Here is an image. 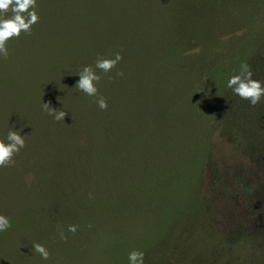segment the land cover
<instances>
[{
    "label": "trees",
    "instance_id": "obj_1",
    "mask_svg": "<svg viewBox=\"0 0 264 264\" xmlns=\"http://www.w3.org/2000/svg\"><path fill=\"white\" fill-rule=\"evenodd\" d=\"M35 12L0 55V140L24 139L0 165V264H129L132 250L210 264L202 186L221 142L251 138L264 113V96L227 87L241 63L260 80L264 0H35ZM85 65L96 96L74 86Z\"/></svg>",
    "mask_w": 264,
    "mask_h": 264
},
{
    "label": "rangeland",
    "instance_id": "obj_2",
    "mask_svg": "<svg viewBox=\"0 0 264 264\" xmlns=\"http://www.w3.org/2000/svg\"><path fill=\"white\" fill-rule=\"evenodd\" d=\"M259 58L261 63L264 53ZM259 114L251 138L244 133L239 141H222L205 174L203 210L214 227L205 249L210 264H264V113Z\"/></svg>",
    "mask_w": 264,
    "mask_h": 264
},
{
    "label": "clouds",
    "instance_id": "obj_3",
    "mask_svg": "<svg viewBox=\"0 0 264 264\" xmlns=\"http://www.w3.org/2000/svg\"><path fill=\"white\" fill-rule=\"evenodd\" d=\"M11 7L12 15L3 16V13ZM35 12V0H0V55H7L5 42L12 36L20 34L21 30L27 32L30 25L37 21ZM121 59L117 52L112 58H98L95 61V67L108 72ZM79 79L75 87L89 96L97 95V87L94 82L100 79L99 75L93 69L85 65L76 73ZM120 75V73H117ZM227 87L238 95L241 99L247 100L249 104H256L264 96V86L261 82L251 78V71L246 63H241L239 71L227 79ZM97 105L104 109L107 103L102 96L97 97ZM43 107L54 113L53 118L61 120L65 116L62 110L53 109L47 103ZM24 146L23 135L18 130H10L4 140H0V165L12 162L13 154ZM10 227V221L7 216L0 215V232ZM69 231H75L74 225H69ZM32 249L39 253L43 259H47L48 252L45 247L39 243H33ZM129 264H143V253L132 250L128 253Z\"/></svg>",
    "mask_w": 264,
    "mask_h": 264
}]
</instances>
